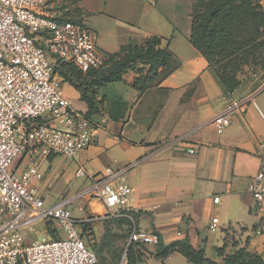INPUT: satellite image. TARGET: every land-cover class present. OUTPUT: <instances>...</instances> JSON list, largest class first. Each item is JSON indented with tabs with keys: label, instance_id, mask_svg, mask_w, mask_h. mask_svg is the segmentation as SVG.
Listing matches in <instances>:
<instances>
[{
	"label": "crops",
	"instance_id": "crops-1",
	"mask_svg": "<svg viewBox=\"0 0 264 264\" xmlns=\"http://www.w3.org/2000/svg\"><path fill=\"white\" fill-rule=\"evenodd\" d=\"M166 2H79L81 19L95 33L103 56L133 40L157 36L174 54L175 70L143 95L120 82L102 87L98 97L105 99L104 112L88 119L94 128L93 144L71 170L75 177L80 165L93 174L109 167L128 169L124 177L133 188L135 201L128 208L136 217L135 227L158 232L166 245L189 238L217 262L221 259L216 249L223 247L227 253L246 248L264 258V211L256 209L250 191L264 163V90L243 95L224 84L190 43L192 18L190 28L183 29L178 0L173 9H167ZM62 90L85 116L88 106L80 92L64 82ZM228 109L232 124L218 134L214 118ZM183 136L184 142L150 156L156 146ZM193 148L196 152L191 154ZM55 157L49 161L51 170ZM66 174V167L57 168L49 178L55 183ZM80 192L68 190L70 196ZM85 203L80 211L91 210L87 216L100 214L92 211L96 205L104 208L95 200ZM175 259L186 258L178 253L166 259L150 255L146 263L174 264Z\"/></svg>",
	"mask_w": 264,
	"mask_h": 264
},
{
	"label": "built area",
	"instance_id": "built-area-1",
	"mask_svg": "<svg viewBox=\"0 0 264 264\" xmlns=\"http://www.w3.org/2000/svg\"><path fill=\"white\" fill-rule=\"evenodd\" d=\"M47 2L0 0V264H97L86 234L96 220L124 217L134 221L128 208L135 201L133 188L124 177L128 169L109 167L93 174L80 165L75 177L86 178L92 185L77 198L101 202L106 214L78 219L69 199L46 205L49 191L40 192L44 166L55 156L79 159L94 138L88 118L63 93L54 71L56 61L74 63L84 73L105 62L91 28L83 21L53 17ZM230 111L214 118L218 134L232 124ZM184 141L185 136L158 145L150 156ZM250 191L256 209L264 211V163ZM37 222L52 224L57 239L28 242L23 230ZM128 242V248L156 247L161 236L142 231L134 223ZM128 248L121 264H127Z\"/></svg>",
	"mask_w": 264,
	"mask_h": 264
},
{
	"label": "trees",
	"instance_id": "trees-1",
	"mask_svg": "<svg viewBox=\"0 0 264 264\" xmlns=\"http://www.w3.org/2000/svg\"><path fill=\"white\" fill-rule=\"evenodd\" d=\"M80 1L75 2L80 18L72 22H82ZM191 18L190 43L206 58L220 80L233 91L229 84L230 78L236 76L242 66L251 62L264 44L261 42L264 38V7L258 0H193ZM244 28L248 31L244 32ZM163 41L157 36L146 37L141 41L133 40L122 46L119 52L106 54L103 66L92 68L86 73L74 63L58 59L54 71L64 83L80 92L81 101L88 106L85 116L89 119L104 112L105 99L98 97L102 87L120 82L143 95L174 72V54L169 45L164 46ZM226 60L228 62L224 64ZM53 160L54 157H51L50 161ZM133 218L136 220V217ZM120 219L132 222L129 218ZM51 225L48 223L49 227ZM50 228L53 229L52 233L56 232L53 226ZM86 237L87 246L96 253L99 264V242L93 228ZM145 248L131 245L127 250V264H147ZM156 248L152 254L156 259H166L178 253L192 264H264L261 255L246 248L233 253H227L226 247L216 249L221 261H213L206 257L204 250L196 249L189 238L168 245L161 238Z\"/></svg>",
	"mask_w": 264,
	"mask_h": 264
},
{
	"label": "rangeland",
	"instance_id": "rangeland-1",
	"mask_svg": "<svg viewBox=\"0 0 264 264\" xmlns=\"http://www.w3.org/2000/svg\"><path fill=\"white\" fill-rule=\"evenodd\" d=\"M78 0H49L48 3V13L53 17L64 20V21H78V11L75 8V2ZM173 1L167 0L166 6L167 9L171 7L173 9ZM259 3L264 7V0H258ZM180 5L178 14L182 19L183 29L191 26V14L193 7V0H178ZM244 32L248 31L246 28L243 29ZM261 42H264L262 38ZM260 51L256 53L255 57L252 58V61L247 65L242 66L240 72L236 76L231 77L229 80L230 86L234 90H238L243 95L256 94L264 90V44L261 45ZM228 60L224 62L226 64ZM59 82L61 80L60 75L57 76ZM109 85V84H108ZM56 161L53 165L54 169L65 168L67 169V174L63 177H59L55 183H52L49 178V174L53 170L50 169V163L48 162L44 166L45 181L41 186L40 192L46 196V205L53 206L58 202H61L64 199H69L73 201L71 210L76 218L82 219L87 216L86 210L83 212L80 211L82 204H86V200H79L77 198L78 193L75 196H70L69 191L74 190H86L91 187L92 183L86 178H75L74 173L71 170V166H75V161L73 159L65 158L64 156H56ZM75 168V167H73ZM69 175H72L70 182L67 181ZM52 185L51 188H48V185ZM67 192V193H65ZM93 200V199H91ZM89 199V201H91ZM82 201V202H81ZM89 209V208H88ZM97 213L106 214L105 209H100L99 205L93 207ZM132 221V220H131ZM134 224V221L131 223L120 218H110L106 222L103 221H94L93 228L95 233V238L99 242L97 246V252L100 257L99 264H121L126 249L129 245V236L131 234L130 228ZM51 227V226H50ZM48 224L45 222H37L31 229H25L23 233L25 234L27 240L31 241H48L49 235L53 239H57L54 236L53 229H51ZM50 228V229H49ZM156 247H146L145 253L148 256L156 252ZM177 258V257H175ZM174 264H191L186 261V259H175Z\"/></svg>",
	"mask_w": 264,
	"mask_h": 264
}]
</instances>
